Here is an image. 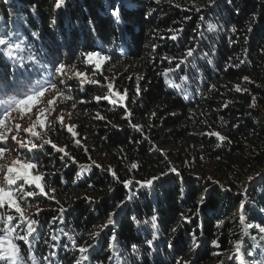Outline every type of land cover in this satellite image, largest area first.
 Returning a JSON list of instances; mask_svg holds the SVG:
<instances>
[{"label":"trees","instance_id":"obj_1","mask_svg":"<svg viewBox=\"0 0 264 264\" xmlns=\"http://www.w3.org/2000/svg\"><path fill=\"white\" fill-rule=\"evenodd\" d=\"M116 2L66 0L62 9L54 10L56 0H0V34H18L27 49L24 55L30 51L38 59L36 64L26 60L27 67L19 68L0 54V100L26 91L24 87L4 90L13 79L21 85L35 84L53 73L60 62L84 68L82 53L101 51L110 57V64L118 66L115 82L119 91L127 90L131 122L143 126V132H137L123 118V107L93 99L108 94L104 78L98 79L99 85H80L75 79L60 85L74 98L73 124L88 152L72 143L71 134L64 130L49 132L46 137L59 146L67 144L76 164L67 158L61 161V154L47 145L32 153L18 152L22 159L38 160L45 183L56 189V199L67 208L62 219L52 222L60 215L58 205L43 197L29 198V213L41 225L31 245L38 264L52 252L56 255L51 264H72L77 253L68 236L83 244L114 211L117 223L94 242L86 264H176L181 258L192 264H219L221 260L238 264L228 257L242 237L245 251L252 253L245 257L246 264H264L260 252L264 251V234L259 232L264 227V213L259 211L264 208V0H217L212 7L205 6L207 0H161L159 4L155 0H119L122 34L109 14V4ZM193 5L201 10L197 12ZM253 15L257 21L249 33L246 29ZM209 24L217 30L208 32ZM233 25L236 33L231 32ZM173 34L178 35L176 41L170 39ZM193 46L197 50L190 62L181 66V72L170 74L181 83V89H174L161 73L175 61L170 65L163 57H179ZM183 74L190 77L187 82L179 81ZM245 76L252 83L245 82ZM138 77L142 79L138 81ZM212 85L215 89L210 90ZM236 85L248 91L236 92ZM253 96L256 106L250 107ZM97 113L105 119H95ZM209 131H219L228 139L220 142L201 135ZM132 163L138 167L129 170ZM89 165L90 170L79 174L81 166ZM109 167L119 180L106 171ZM172 167L181 175L169 172L161 176ZM153 177L159 179L151 188L140 187L138 182ZM249 177L253 179L249 181ZM126 180L132 181L127 188L122 183ZM220 185L231 190L224 191ZM133 192L136 195L127 201ZM201 197L203 204L198 203ZM121 201L125 206L117 209ZM242 201L246 203L243 222L238 218ZM36 205L44 209L39 215H35ZM152 215L158 216L159 238L149 248L145 241L154 230L143 222ZM133 218L141 224L136 225ZM220 220L224 224L217 227ZM247 224L254 227L245 236ZM113 231L118 236L119 258L109 261ZM53 234L59 237L55 242L50 239ZM133 244L138 245L137 253L131 249Z\"/></svg>","mask_w":264,"mask_h":264},{"label":"snow or ice","instance_id":"obj_2","mask_svg":"<svg viewBox=\"0 0 264 264\" xmlns=\"http://www.w3.org/2000/svg\"><path fill=\"white\" fill-rule=\"evenodd\" d=\"M157 4L161 2V0H155ZM171 2V0H169ZM66 4V0H56L54 4V10L62 9ZM217 4V0H207V7H212ZM195 7V10L199 12L201 10L200 7ZM176 7H181L179 4ZM121 4L119 0L115 4H109V14L113 19L116 31L122 34V24L123 21L121 19ZM151 15V12L148 13ZM190 19V17H188ZM202 21L204 17L200 18ZM257 21V16L253 15L251 22L247 26V32H252V25ZM55 20L53 24H55ZM217 30V26L214 24H209L207 27L208 32H215ZM93 31H95V27L93 26ZM172 31V30H170ZM176 32L183 31L182 29L175 30ZM231 32L236 33L237 28L235 25L231 27ZM33 35H39V33H33ZM15 36V38H14ZM201 37H203V33H201ZM171 40L176 41L178 39V35L173 34L170 37ZM195 39V38H194ZM26 46L22 40L19 39L18 34L15 33H3L0 34V54L5 57L15 61V64L19 68H26V60L32 62L33 64L38 63V59L36 55L32 54L30 51L27 56L24 55L26 51ZM196 46L188 47L185 52L179 57H163L164 60H167L170 65L174 66L169 67L161 73L164 77L165 83L169 84L174 89H181V83H176L175 80L170 78V74L179 73L182 71V65L189 63L190 59L194 57L196 53ZM84 60L83 62L86 64L94 65L95 70H99L101 66L110 60L108 55L102 54L101 51H86L82 53ZM208 53H205L207 56ZM208 63H212L211 60ZM240 63H244V61H240ZM235 67H239V64L234 65ZM41 67H45L41 65ZM76 68L75 64H66L64 62H60L54 68V72L51 73L47 78H44L40 81H37L35 84H23L21 85L18 80L13 79L10 84H6L5 89L7 88H18L24 87L26 91L23 93H18L17 95L11 97L7 100H0V161H4L0 163V176H2V181H0V264H38L36 255L32 251V242L37 239V229L41 226L40 221L35 218L34 215L28 212V208L31 207L29 204V198L34 197H43L47 200L54 201L58 207L56 211L60 214L59 216H54L52 218V222H55L57 219H62L63 214L67 212V208H65L59 200L56 199L55 193L56 189L51 188L45 183V173L43 171H39V163L38 160L33 159H22L19 155L16 156L15 159L11 161H5V153L16 152L18 149H24L29 153H32L36 150L42 149L45 145L50 146V148L56 152L61 154L60 160L65 161L70 160L73 164L78 163L74 156L67 150L68 145L64 146L57 145L51 138L43 140L42 144H38L35 140L42 139V133L47 135L49 132H58L60 130H64L67 133L71 134L72 143H74L77 147H82L85 153L88 152L86 146L82 144V141L79 137V132L77 131L78 126L75 124H65L64 123V115L57 114L55 120H50L49 117L56 112V108L58 106V101H67L74 99L71 95H69L65 89L61 88L60 85H65L66 80L68 79H78L80 85L91 84V85H99L100 81L88 78L84 72L81 71H72ZM95 75V72L93 73ZM57 77L59 80L57 82ZM107 79V78H105ZM142 77H138L139 81ZM179 81L187 82L190 77L187 74L179 75ZM243 80L247 83H252L247 76L243 77ZM107 87V95H97L93 97V99L99 103L101 101H107L111 105H120L125 110L124 119H127L129 125L134 128L137 132H143V126L139 124H133L131 122L132 112L128 109L126 101L128 98L127 90L123 92L116 90L114 84L109 80L106 85ZM215 89V85L211 86V89ZM3 91V90H0ZM139 83H137L136 95L140 94ZM236 92H247V89H242L239 85L235 86ZM52 94L50 99H47L46 96ZM185 98H187L185 96ZM256 98L253 96V102L250 104V107H255ZM84 103V101H81ZM73 108L76 107L74 103L72 105ZM224 108L228 107V104L225 103L223 105ZM13 114H16L15 116ZM72 113H68V116L71 117ZM155 116V113L152 114ZM203 115V113H201ZM24 119L27 117L31 123L28 127H22L19 123H14L16 118ZM34 117V118H33ZM95 119L103 120L104 116L97 113ZM206 123V121H205ZM58 125V127H57ZM116 127L115 125H113ZM15 131V134H11ZM23 131L27 133V137L18 139L20 132ZM201 135L215 137L218 141L224 142L228 138L222 135L219 131H209L207 133H201ZM147 139V137H145ZM162 151L160 149H157ZM166 157V154H164ZM91 159V157H89ZM92 164L95 167H101L99 164H96L95 161H92ZM138 165L136 163H132L130 165V169L137 168ZM91 165L89 166H81V173L85 170H90ZM106 171L110 172L114 179L119 180V177L111 167H109ZM175 173L177 176L181 174L179 171L172 167L169 168L167 172L161 173V176H166L168 173ZM259 176L260 174L257 173ZM159 179V177H153L152 179L138 182L140 187L151 188L155 180ZM253 177H249V181H251ZM124 186L127 188L132 184L131 180H126L122 182ZM214 183L219 184V181H215ZM221 189L224 191H230L231 189L224 188L223 185H220ZM38 190V191H37ZM111 191V189H110ZM135 192L127 196V201H131ZM244 195H248V190L245 188ZM87 199L91 200L90 197ZM205 202L204 198L198 201L199 204H203ZM125 201H121L115 207L117 209H121L125 206ZM245 207L246 203L244 201L241 202L239 206V220H245ZM44 211V209L40 208L39 205H36V213L35 215H39ZM198 211V210H197ZM259 211L264 213V208H260ZM117 212H112L108 214V218L102 225L98 226L97 229L88 234L89 239L86 240L83 244H78L75 239L71 236H68L67 232H64L65 236H68L71 241V246L77 253L73 258L72 264H86L90 260V251L95 248V241L98 240L101 233L107 229L109 226H115L117 221L115 220V216ZM185 219H189L185 217ZM133 221L136 225H140L141 221L133 218ZM144 224H150L151 229L154 231L151 233V238L147 239L145 243L149 248H151L156 241L158 236V216L152 215L150 221L145 220ZM224 224L223 220L217 221V227H220ZM254 227L253 224H247L243 231L244 235H249V229ZM173 232L176 231L175 228L172 229ZM259 232L264 234V227L259 228ZM51 241L55 242L59 239L56 235H50ZM117 240L118 236L115 231L112 232L109 238L108 249L110 255L107 257L109 261H112L118 257V249H117ZM92 241V242H90ZM22 242V243H21ZM47 244L48 241L45 240ZM212 244L216 247L219 246L217 240H213ZM169 248H172V244L168 245ZM196 245H194L195 247ZM53 248L56 247L55 244L52 245ZM67 247V245H65ZM234 247L233 255L228 257L229 260H236L238 264H246L245 257L247 255H251V252L245 251V241L242 237L237 240ZM131 249L134 253L139 251L138 245H131ZM56 255L55 252L50 253L49 255H44L41 258L40 264L43 262H47V264H51L52 257ZM217 255V253H214ZM176 264H192L191 260H183L177 259ZM219 264H224V261L221 260Z\"/></svg>","mask_w":264,"mask_h":264},{"label":"rangeland","instance_id":"obj_3","mask_svg":"<svg viewBox=\"0 0 264 264\" xmlns=\"http://www.w3.org/2000/svg\"><path fill=\"white\" fill-rule=\"evenodd\" d=\"M86 65V67L84 68H75L73 69L72 71H81V72H84L86 74V76L88 78H91V79H95V80H98L99 78L102 80L103 78H107L105 79V83H103L104 86L107 85V83L109 82V80H111V82L114 84V87L116 90H118V87L116 86V82H115V79L117 76H119V71H118V66L115 65V64H110L109 61H107L106 63H104L101 68L97 71L95 70L94 68V65H90V64H84ZM95 72V75L93 74ZM57 79V82L59 80V77L56 78ZM75 79V78H73ZM79 82L78 79H75ZM80 84V83H79ZM51 95L52 94H49L46 96L47 99H50L51 98ZM74 104L73 100H67V101H58V106L56 108V112H54L50 117L49 119L50 120H55L56 118V115L57 114H63L64 115V123L67 125V124H73V118H72V115L71 117L68 116V113H71L72 112V105ZM14 116L16 114H13ZM34 118V117H33ZM14 123H19L21 124L22 127H28L29 124L31 123V121L25 117L24 119H19L18 117L15 119ZM11 134H15V131H13ZM27 133H24L23 131L20 132L19 136H18V139L20 138H24V137H27ZM47 135H44L42 133V139H38V140H35L36 143H41L43 140L47 139L46 137ZM22 150V149H18L16 152H10V153H5V161H11L12 159H15L18 154V152ZM4 161H0V163H3ZM0 181H2V176H0ZM28 212L31 211V207H29L28 209ZM0 235H2V233H0ZM262 256H264V251L261 249L260 250Z\"/></svg>","mask_w":264,"mask_h":264}]
</instances>
